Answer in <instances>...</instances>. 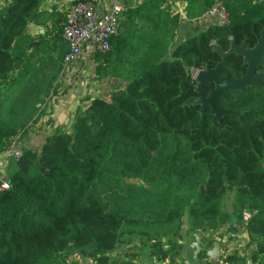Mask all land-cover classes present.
Masks as SVG:
<instances>
[{
	"label": "trees",
	"instance_id": "trees-1",
	"mask_svg": "<svg viewBox=\"0 0 264 264\" xmlns=\"http://www.w3.org/2000/svg\"><path fill=\"white\" fill-rule=\"evenodd\" d=\"M0 1L2 152L13 137L28 136L40 104L56 95L67 8L88 0ZM121 1L109 51L92 57L94 78L112 82L107 96L86 97L69 132L56 126L38 148L23 147L9 161L8 188H0V264H71L70 256L138 264V254L180 264L184 227L200 242L190 264H264V53L255 68L262 82L219 98V117L195 101L213 84L199 88L193 78L223 54L222 80L246 73L245 58L231 48L252 49L264 36V0H220L228 23L211 20L172 49L175 0ZM178 1L187 22L205 17L214 2ZM31 24L42 31L30 34ZM238 232L243 246L208 257L216 235L231 240ZM124 246L136 253L120 255Z\"/></svg>",
	"mask_w": 264,
	"mask_h": 264
},
{
	"label": "built area",
	"instance_id": "built-area-1",
	"mask_svg": "<svg viewBox=\"0 0 264 264\" xmlns=\"http://www.w3.org/2000/svg\"><path fill=\"white\" fill-rule=\"evenodd\" d=\"M107 1L104 5L100 0H88L71 4L68 7L66 22L61 32V40L67 47V52L63 58L64 68L70 66L77 59L82 48L87 44L92 45L94 51L97 50L103 53L109 51L110 39L118 32L124 7L121 0ZM172 5V12L178 13L179 19H185L183 3L175 0ZM204 16L221 24L228 23L226 9L220 0H214ZM200 71L193 72L194 79ZM22 149L21 139L16 136L0 152V188H8V182L4 174L5 168L10 160L17 161L20 158ZM248 217L249 213L244 211L243 218ZM226 237L228 236L226 235Z\"/></svg>",
	"mask_w": 264,
	"mask_h": 264
},
{
	"label": "rangeland",
	"instance_id": "rangeland-1",
	"mask_svg": "<svg viewBox=\"0 0 264 264\" xmlns=\"http://www.w3.org/2000/svg\"><path fill=\"white\" fill-rule=\"evenodd\" d=\"M100 1L103 2L102 0ZM57 2H59V4L62 3V1L61 2L57 1ZM49 3L51 2H48L45 5H43L44 8H48L50 6ZM93 69H94V66L92 65V63L86 59L84 60L80 59V55L77 57V59L72 64H70V66L64 68L63 75L59 80V82H61V86L56 88L55 90L56 95H51L50 97H48V102L46 105L42 103L40 104L41 105L40 112L38 111V116L34 122V125H32L31 130L35 131L37 128V123H39L40 120L42 119H46L47 114L49 117L47 118L45 122L49 123V122L55 121L54 117L57 116L58 114L61 122L63 123V121H65L68 118L70 113L66 115L64 119L61 117L62 110L67 109L70 112L73 111L76 102L78 103V105L85 106L86 99L83 96L86 94L82 95V93L84 92L83 88H86V86H89L88 91H90L89 92L90 94H95V96L102 95L106 97L111 84L106 82L105 84L95 83L94 85H90L91 77L93 74ZM63 95H67V96L62 97ZM43 105L45 106L44 108H43ZM46 112H49V113H46ZM58 126H62L64 130L68 132L70 131V128H68L67 124L65 123L62 125H58ZM8 165L5 168V172H4L5 176H7V173H8ZM230 200H231V197L230 195H228L227 197V208L228 209H230ZM185 230L186 228L184 227V231ZM184 231H183V244H185V242H187L189 239L187 236H185L186 233ZM243 244L244 242L240 244V246H243ZM252 245L253 244H251L249 249L253 247ZM132 251L133 253H136L135 250L129 249V247L124 246L119 252H120V255H122L125 252H132ZM248 252L249 250L246 253L248 254ZM113 254H116V253H113ZM185 254L186 252H184V247H183V256H185ZM68 261L71 264H93L90 261V259L79 257V256H70L68 258ZM136 262L138 264H155V261L153 259L144 258L140 254L136 255ZM180 262H181L180 264H187L185 263L184 259L183 261L181 260Z\"/></svg>",
	"mask_w": 264,
	"mask_h": 264
},
{
	"label": "crops",
	"instance_id": "crops-1",
	"mask_svg": "<svg viewBox=\"0 0 264 264\" xmlns=\"http://www.w3.org/2000/svg\"><path fill=\"white\" fill-rule=\"evenodd\" d=\"M102 1H103L102 4H104V5H106V2H108L107 0H102ZM139 1H141V0H132V2L134 4L138 3ZM49 2H51L49 4H52L54 1H49ZM62 2H63V0H62ZM54 3H58V5L61 4V3L59 4V2H56V1ZM121 3H122V1H121ZM4 4H5L4 1H0V8ZM172 6L173 5L171 3V7ZM210 21L211 20L208 19L207 17H203V18H200L198 20H192L189 22H187L184 19L183 20L180 19L179 27H178V30H177L175 36H174V41L170 45V49H172L176 44H178L179 42H181L182 40H184L185 38H187L188 36L193 34L195 31L205 27L206 24ZM41 31L42 30L34 24H31L29 26V33L32 35L37 34L38 32H41ZM93 54H94L93 46L90 44H87L86 46H84L82 48L79 55H80V59H83V60L86 59L89 62H91L92 65L94 66L93 59H92ZM106 82H108L110 84L112 83L108 79L98 80V79L94 78V75L92 74L90 85H94L95 83H98V84L104 83L105 84ZM88 88H89V86H86V88H83L84 92L82 93V95L86 94L83 96L85 99L87 96H90V97L95 96V94L89 93L90 91H88ZM65 96H67V95H63L62 97H65ZM87 103H88V101L86 100V105H87ZM77 106H78V103L76 102L73 111L70 112L67 109H64L61 111V117L64 119H65V116L70 113L68 118L65 121H63V123L61 122L58 114H57V116L54 117L55 121L49 122V123L45 122L47 120V118L49 117L47 114L46 119H42V120H40L39 123H37V128L35 131L31 130L27 137L21 138L22 146L23 147L38 148L40 146L43 138L46 135H48L49 133H51L56 126L62 125L65 123V124H67V127L70 128V125H71L70 123L72 121L73 112ZM46 113H49V112H46ZM33 125H34V123H33ZM45 126H47V127H45ZM37 133H39V134H37ZM187 237L189 239L187 242H185L186 245L183 244L184 252H186L185 256H183V257L187 258V260H185V263L190 264L188 261V256L191 254L190 256H192V258H194L196 252L199 249L200 242H199V238H198L197 234L192 233L191 235H188ZM215 238H216V242L214 243L212 248L209 249V251H208V257L212 260L217 259L221 253L230 249V247L232 245L237 244L240 246V244H242L243 242L245 243V240H246V236L242 232H238L237 235L235 237H233L231 240H229L228 237H226V235H223L221 238L218 236Z\"/></svg>",
	"mask_w": 264,
	"mask_h": 264
},
{
	"label": "water",
	"instance_id": "water-1",
	"mask_svg": "<svg viewBox=\"0 0 264 264\" xmlns=\"http://www.w3.org/2000/svg\"><path fill=\"white\" fill-rule=\"evenodd\" d=\"M71 1L75 0H63V2ZM231 51H235L245 58L247 70L244 75L231 81L222 80L221 69L227 65V54H223L222 61L220 63H218L212 69L208 68L201 70L195 79L198 81L199 88L207 87L208 85L213 84V89L209 92L208 96L198 97L195 99V101L201 103L202 105H209L216 117H219L221 113L220 108L217 105V100L219 98H227V92L229 90L244 91L247 86L262 82L261 76L255 74V68L262 61L264 53V36L258 40L257 44L252 49L244 48L243 46L232 45Z\"/></svg>",
	"mask_w": 264,
	"mask_h": 264
}]
</instances>
